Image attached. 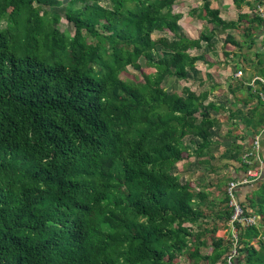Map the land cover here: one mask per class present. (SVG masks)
I'll list each match as a JSON object with an SVG mask.
<instances>
[{
  "label": "trees",
  "instance_id": "obj_1",
  "mask_svg": "<svg viewBox=\"0 0 264 264\" xmlns=\"http://www.w3.org/2000/svg\"><path fill=\"white\" fill-rule=\"evenodd\" d=\"M252 1L225 22L201 0L190 15L211 28L193 39L180 29L183 0H68L64 16L46 9L62 0H0V264H224L225 189L210 207L174 170L211 149L217 125L208 93L192 89L206 59L191 51L244 20L264 26V0ZM141 59L154 70L143 81L120 77ZM174 78L181 93L165 86ZM244 146L222 157L242 164ZM256 185L239 200L259 225L239 227L235 264H264Z\"/></svg>",
  "mask_w": 264,
  "mask_h": 264
},
{
  "label": "crops",
  "instance_id": "obj_2",
  "mask_svg": "<svg viewBox=\"0 0 264 264\" xmlns=\"http://www.w3.org/2000/svg\"><path fill=\"white\" fill-rule=\"evenodd\" d=\"M195 2L191 7H185L186 9L183 6L185 4H182L183 16L180 21L181 32L193 39L199 38L203 32L211 28L205 20L190 15L191 10L202 4L201 0ZM210 3L212 8L220 12L222 20L237 22L240 15L248 16L253 1L247 0L239 7L235 5L234 0H210ZM214 33L213 48L204 43L201 50L191 51L192 55L203 54L206 63L199 61L195 71L190 73L192 89L208 93L207 103H213L216 107L211 111L212 117L217 121V125L211 130L212 147L202 156H193L179 163L180 165L177 164L176 173L181 179L186 175V180L197 185L196 190L208 193L207 205L210 207L224 200V189L227 184L224 181L244 178L247 172V168L240 162L224 159L222 155L227 149L241 143H244V150L247 151L254 137L264 128L262 115L264 89L261 85L264 80V26L244 20L237 29ZM228 36L239 43V46L227 41ZM238 72L242 75L238 76ZM177 83L181 91L182 86L178 81ZM188 140L189 143L186 145L193 152L196 144H193L190 138ZM261 140L264 158V134ZM186 163L191 164L195 172L185 173L182 164ZM256 186L254 184L249 188L240 189V200L246 202ZM229 234L228 225L217 231V236L225 239ZM210 242L208 238V243Z\"/></svg>",
  "mask_w": 264,
  "mask_h": 264
},
{
  "label": "built area",
  "instance_id": "obj_3",
  "mask_svg": "<svg viewBox=\"0 0 264 264\" xmlns=\"http://www.w3.org/2000/svg\"><path fill=\"white\" fill-rule=\"evenodd\" d=\"M257 12L260 17H264V5L257 6ZM238 76L242 73L238 72ZM264 85V80H262ZM264 99V97L262 96ZM264 128L256 135L249 149L243 154L242 164L247 168L246 176L241 179L229 181L225 187V194L228 199V206L231 211V217L227 225L229 227L230 250L226 256L224 264H235L239 257L240 238L239 227H257L259 217L246 209L239 200V190L242 187L254 185L264 179V158L262 156V140ZM264 240V236L262 237Z\"/></svg>",
  "mask_w": 264,
  "mask_h": 264
},
{
  "label": "rangeland",
  "instance_id": "obj_4",
  "mask_svg": "<svg viewBox=\"0 0 264 264\" xmlns=\"http://www.w3.org/2000/svg\"><path fill=\"white\" fill-rule=\"evenodd\" d=\"M63 1V6L62 7H60V8H57V9H52V8H46L48 11H56V12H58V13H60L62 16H64V9H65V6H66V4H67V2H68V0H62ZM196 0H183V2H184V4L185 5H183L184 6V8L186 7H191L192 5H194L196 2H195ZM185 8V9H186ZM59 28L62 30V31H65L66 33H69V34H73L74 33V27H73V25H71L70 23H68L67 22V20L65 19V18H62V20H61V22H60V24H59ZM159 36V34H155V39H157V37ZM140 63H141V68H140V70H137V69H134V68H132V67H129L128 69H127V71H125V72H123L121 75H120V77L122 78V79H124V80H131V81H135V82H141V81H143V74L145 75V74H150V73H152L154 70L152 69V68H149V67H147V65H146V62H145V60L144 59H141L140 60ZM165 86H166V88H168V89H171V91H173V92H176V93H180L181 91H180V88H179V85H178V83H177V79H168V81L165 83ZM186 143L188 144L189 143V140L187 139L186 140ZM178 165H180V164H178ZM183 165V169H184V171H185V173H187V172H189V173H193V172H195V171H193V169H195V168H192L191 167V164H182ZM188 165V166H187ZM185 167V168H184ZM176 173L178 172V170H177V166H176V168H175V170H174ZM188 173V174H189ZM205 174L207 173V172H204ZM181 176H183V175H181ZM186 175H184L183 176V178H182V181H185L186 180ZM214 179H215V177H213ZM218 179V178H217ZM220 179V178H219ZM225 182V184L228 182V180L227 181H224ZM210 183H212V181H210ZM256 187H258V185L256 186Z\"/></svg>",
  "mask_w": 264,
  "mask_h": 264
}]
</instances>
